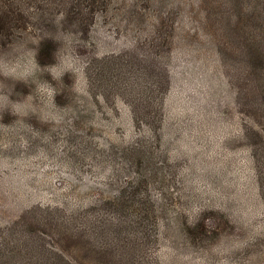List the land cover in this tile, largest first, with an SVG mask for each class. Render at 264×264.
I'll use <instances>...</instances> for the list:
<instances>
[{
	"label": "rangeland",
	"instance_id": "obj_1",
	"mask_svg": "<svg viewBox=\"0 0 264 264\" xmlns=\"http://www.w3.org/2000/svg\"><path fill=\"white\" fill-rule=\"evenodd\" d=\"M251 11L248 0H0V264L28 262L48 208L79 227L122 217L110 238L96 225L92 243L133 236L125 264H264V106L252 100L264 71L250 29L237 32ZM141 100L154 125L134 122ZM141 181L143 225L135 206L101 205L130 201Z\"/></svg>",
	"mask_w": 264,
	"mask_h": 264
},
{
	"label": "trees",
	"instance_id": "obj_2",
	"mask_svg": "<svg viewBox=\"0 0 264 264\" xmlns=\"http://www.w3.org/2000/svg\"><path fill=\"white\" fill-rule=\"evenodd\" d=\"M240 1L244 2L246 0ZM248 3L252 9L246 16V23L248 25L241 23L237 28V32L243 36V29H247V27L250 29L251 40H247V42L251 41L248 44L252 54L251 65L255 73L258 74V72L264 71V0H248ZM257 76L259 79L261 78L259 75ZM260 83L264 85V81ZM258 92H260L259 96L252 94V100L258 101L260 105L264 106V86ZM145 93H148V91ZM151 107V103L146 100L144 103L141 100V102L137 101L132 105L134 122L138 126L144 123L146 125L155 124V120L147 121L142 119L144 115L150 112ZM254 114L256 117L258 112L255 111ZM131 186L133 187V191L130 201L129 197H116L114 200L100 203H102L101 205L104 208L109 205V207L116 206L120 210L135 206L138 212L136 213V217L131 220L141 226L147 219V214H149L147 211L151 203L148 196V184L146 181H141L136 186ZM127 204L128 206L125 207ZM48 210L50 209L48 208ZM48 210L46 212L48 215L43 219L42 224L39 223L42 226L36 232H33L29 246H25L29 260L24 264H125L121 260L119 248L135 243V238L132 240L133 236L130 238L124 237V240H122L123 244L120 242V245L117 247L113 246L112 248H110L112 243L108 246V241L102 243L100 247H96L95 243H92V238H99L94 228L96 225H98V229L102 232L103 237H108L109 235H113V232H111L113 227H120V224L123 222L122 220H124L122 217L113 216L104 218L102 215H97L88 219L87 223H83L79 227L77 225L79 217L69 209L59 210V214L57 215L53 212H48ZM79 250H85L89 254L87 255L88 257L85 256L84 259L79 260L76 257V253ZM116 252L119 259H114ZM94 253L101 256L100 262L93 263L92 254Z\"/></svg>",
	"mask_w": 264,
	"mask_h": 264
}]
</instances>
